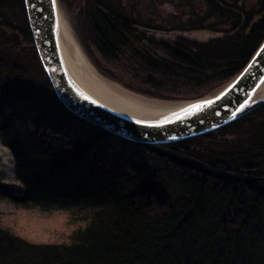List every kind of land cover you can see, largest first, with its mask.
<instances>
[{
  "label": "trees",
  "instance_id": "obj_1",
  "mask_svg": "<svg viewBox=\"0 0 264 264\" xmlns=\"http://www.w3.org/2000/svg\"><path fill=\"white\" fill-rule=\"evenodd\" d=\"M59 1L79 10L82 48L100 74L154 99L207 95L264 40V0H218L228 9L186 0V13L169 11L157 36L113 0ZM105 138L113 141L98 144ZM0 141L22 184L0 185V199L101 210L63 244L32 243L0 225V264H264V105L160 147L113 137L58 101L24 1L0 0Z\"/></svg>",
  "mask_w": 264,
  "mask_h": 264
},
{
  "label": "water",
  "instance_id": "obj_2",
  "mask_svg": "<svg viewBox=\"0 0 264 264\" xmlns=\"http://www.w3.org/2000/svg\"><path fill=\"white\" fill-rule=\"evenodd\" d=\"M34 47L58 101L76 117L126 142L152 147L202 137L228 127L264 105V40L243 70L207 95L181 101H161L134 93L149 103L137 114L105 103L74 76L63 49V15L59 0H23ZM81 48V47H80ZM158 103V104H155Z\"/></svg>",
  "mask_w": 264,
  "mask_h": 264
},
{
  "label": "rangeland",
  "instance_id": "obj_3",
  "mask_svg": "<svg viewBox=\"0 0 264 264\" xmlns=\"http://www.w3.org/2000/svg\"><path fill=\"white\" fill-rule=\"evenodd\" d=\"M113 1H115V4L117 5H122L121 9L123 12H128L129 10L134 14V17H137L144 12L149 14L156 12V14L150 15H157V17H160L168 13L170 9L173 13L178 11L180 13H186V8L183 5L186 0ZM258 1L259 0H252L249 5L256 4ZM104 2L107 3L106 1ZM165 3L167 6L163 5ZM60 5L64 19L79 48L81 47L80 49H82L83 44L80 38L81 34L79 32V27L82 32L84 31V27L83 23L81 24L79 22V10L76 8H74V10L68 8L64 3H60ZM29 76L32 77V75ZM92 134H90L89 137H91ZM112 141L111 138H105L100 142L98 141V144L107 145L108 142ZM122 149L123 151H136L135 148L129 144H124ZM15 166V157L13 153L5 148L0 141V185L9 186L15 189L22 188V184L16 179ZM100 212L101 210L99 208L85 207L82 205L70 207L59 201L52 203L43 200L39 204L22 207L9 200L0 199V225L22 239L36 244L66 243L69 241L73 233L84 228L92 221L96 214Z\"/></svg>",
  "mask_w": 264,
  "mask_h": 264
},
{
  "label": "bare ground",
  "instance_id": "obj_4",
  "mask_svg": "<svg viewBox=\"0 0 264 264\" xmlns=\"http://www.w3.org/2000/svg\"><path fill=\"white\" fill-rule=\"evenodd\" d=\"M62 26L63 49L66 60L74 76L85 88L105 103L131 113H144L148 108L149 103H154L153 101L132 95L97 74L85 58L83 53L84 49L79 48L65 19H63ZM263 95L264 85L260 91V96Z\"/></svg>",
  "mask_w": 264,
  "mask_h": 264
},
{
  "label": "flooded vegetation",
  "instance_id": "obj_5",
  "mask_svg": "<svg viewBox=\"0 0 264 264\" xmlns=\"http://www.w3.org/2000/svg\"><path fill=\"white\" fill-rule=\"evenodd\" d=\"M251 2H252V0H251ZM215 3L220 7V8H222V9H228L224 4H222V3H220L218 0H215ZM163 5H165V6H167V4L165 3V4H163ZM170 11H171V9H170ZM158 12V11H157ZM175 14H178V12H174ZM150 14H156V12H154V13H150ZM149 13H146V12H144L143 14H140L138 17H140L141 19H146L145 21V23H149L150 24V28H146V29H141V28H144V27H138L137 26V29L139 30V31H144L146 34H150V35H153V36H157V35H160V34H164V33H161V31L160 30H158V29H156V27H161L163 24H162V19H163V17H166V15H167V13L164 15V16H160V17H157V15L156 16H154V15H150ZM179 14H180V12H179ZM136 16V15H135ZM241 19H242V21L244 20V17H243V15L241 14ZM148 21V22H147ZM164 26H166V28L168 27V25L165 23V25ZM136 27V26H135ZM168 28H170V27H168Z\"/></svg>",
  "mask_w": 264,
  "mask_h": 264
},
{
  "label": "snow or ice",
  "instance_id": "obj_6",
  "mask_svg": "<svg viewBox=\"0 0 264 264\" xmlns=\"http://www.w3.org/2000/svg\"><path fill=\"white\" fill-rule=\"evenodd\" d=\"M53 5H55V0H53Z\"/></svg>",
  "mask_w": 264,
  "mask_h": 264
}]
</instances>
